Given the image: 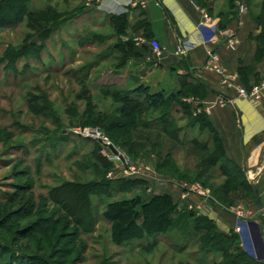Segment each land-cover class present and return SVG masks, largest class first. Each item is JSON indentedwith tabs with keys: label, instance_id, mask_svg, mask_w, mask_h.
<instances>
[{
	"label": "rangeland",
	"instance_id": "obj_1",
	"mask_svg": "<svg viewBox=\"0 0 264 264\" xmlns=\"http://www.w3.org/2000/svg\"><path fill=\"white\" fill-rule=\"evenodd\" d=\"M215 1L218 9L226 5L228 0ZM94 2L96 0H30V8L46 9L36 11L26 22L0 29V57H3L6 49L19 46L23 42L27 32L34 36L38 30L34 29L37 21H40V25L50 24L56 11L68 13L67 21L54 30L39 58L22 59L18 61L15 70H8L5 63H0V227L8 224L0 228V264H5L11 257L10 253H6L10 250L6 243L18 248L28 247V239L20 241L24 236L23 233L17 232L20 227L40 215L56 219L60 217L56 214L60 208L58 205L49 202L43 207L39 203L42 208L40 206L41 210L36 211L35 216L20 221L13 220L10 224L4 217L10 215L15 206L3 198L17 197L23 194L22 190L32 187L33 190L24 196H35L41 201L50 187L64 179L97 178L92 170H86L87 164L91 162L87 156L91 144L85 143L84 139L87 137L84 134L86 129L99 131L113 143L101 127L82 125L77 116L71 118L66 113L65 108L70 104L77 105L81 114L85 110L84 100L77 98L81 83L85 84L92 96L93 105L110 115L118 116L120 114L116 113L115 109L121 102L103 94L104 89L128 90L144 83L150 85L152 90L163 89L171 94L180 86L182 79L187 78L180 80L174 73L166 75L158 71L153 80L154 74L148 73L146 67H140L136 58L130 59L124 66H119L120 54L115 46L118 36L114 35V23L107 14L98 10H85L92 7ZM81 36L90 37L91 41L82 45ZM125 36L122 35L121 39L132 38ZM85 74V82H81L79 77ZM38 98V109L42 103L46 109L32 112L29 101ZM190 98L191 96L187 95L182 100L190 103L191 112L196 115L202 110L197 101ZM172 114L176 119L175 126L180 140H174L163 130L158 119L159 111L150 110L141 118H137V126L131 134L119 135L121 140L129 139L124 144L115 145L125 157V163L103 145L104 153L113 162V167L99 177H106L107 181H111L110 185L117 187L115 181L120 178L145 180L149 187L148 193L154 194L166 192L167 183L179 186L180 174H187L193 179L201 173V178L208 180L210 185L206 186L199 180L198 182L203 186L205 195H209L211 202V198L216 196L212 194L211 187L214 188L225 179L206 161L213 147L212 135L208 129L201 130L191 126L190 119L183 114L179 106L175 105ZM62 137L65 139H61ZM193 138H197L199 145L191 141ZM170 152L175 156L173 163L178 170L172 169V165L159 170V163H163ZM213 174L216 177L212 180L209 176ZM122 196L124 195H116L112 199ZM222 197L226 201H233V205L229 206L248 205L249 202L253 204L251 194L243 189ZM93 200L94 211L102 212L107 200L99 202L97 195L93 196ZM191 208L197 210L195 207ZM62 215L65 216L63 211ZM72 229L60 225L49 252L54 247L57 251L65 247L72 248L69 236ZM235 232L237 233V230ZM109 235V226L102 219L93 232L83 234L81 239L87 241L88 249L82 264H178L186 261L198 263L197 257L192 255L197 249L193 240L177 231L168 234L174 248L161 236L157 246L151 250L144 249L140 243H133H148L151 237L132 240L130 245L119 247L112 244ZM16 240L19 241L15 242ZM186 242L189 247L182 253L179 252L176 246ZM79 255V250H75L71 256H63L60 253L55 259H62L63 264H69ZM12 257L16 258V255L13 254ZM18 260L20 264L25 262L24 259Z\"/></svg>",
	"mask_w": 264,
	"mask_h": 264
},
{
	"label": "trees",
	"instance_id": "obj_2",
	"mask_svg": "<svg viewBox=\"0 0 264 264\" xmlns=\"http://www.w3.org/2000/svg\"><path fill=\"white\" fill-rule=\"evenodd\" d=\"M237 1L228 0L226 4L227 10L220 9L218 11V16L221 18V26L225 27L232 19L237 17L239 10ZM241 1L248 6L251 16L261 29L257 35L258 53L259 56L264 55V0ZM29 3L30 0H0V29L26 22L36 11L46 9L30 8ZM198 3L207 7L211 13H214V6L211 0H198ZM67 18V12L56 11L50 24L40 25V21H37L34 29L38 30H36L37 32L34 33V36L27 32L19 46H10L6 49L3 57H0V63H5V67L8 70H15L18 61L30 57L39 58L47 40L61 23L67 21ZM109 18L114 23V35L118 36V43L115 44L120 54L118 56V65L124 66L130 59L141 57L145 47L137 44L133 38L121 39L122 35H127L129 25L126 13H112L109 14ZM89 41H91L90 37H80L82 45ZM85 78L86 74L80 76L79 80L85 82ZM208 91L209 88L205 83L188 78L182 79L180 86L171 94H168L163 89L152 90L150 85L144 83H139L128 90L104 89L103 94L121 102V105H118L115 109V112L120 114L117 116L110 115L108 112H104L98 109L96 105H93L92 96L85 84L81 83V90L77 94V98L84 100L85 110L81 114L77 105L70 104L65 108V111L71 118L77 116L82 125L101 127L114 145H120L128 142L129 139L121 140L119 135L123 134L126 136L131 134L133 128L137 126V118H141L143 114H147L150 110L159 111L158 119L163 126V130L174 140H180L176 129L177 126H175L176 119L172 116V111L177 105L182 109L183 114L190 119L191 126L201 130L208 129L212 135L213 147L206 161L215 169V172H218L225 179L214 188L211 185L212 194L216 195L214 199L213 197L211 198V202L226 206L233 205V201H226L222 196L237 193L240 189H243L246 192L249 191L253 202L256 204L252 185L245 178L243 169L225 155L222 140L209 116L203 110L193 115L190 103L187 100H182L187 95L202 100L207 96ZM39 103V98L29 101L32 112L46 109L44 103L40 104L41 110L38 109ZM199 104L201 105V103ZM45 105L47 106L46 103ZM61 139L64 140L65 138L62 137ZM84 139L85 143L91 144L90 152L87 154L91 162L87 164L86 170H92L97 178L89 180L78 178L64 179L50 187L48 193L41 198V201L37 200L35 196H30L29 198L24 196L33 190L32 187L29 190H22L23 194L17 195V197L3 198L4 201L7 200L15 206L10 211V215L4 217V220L11 222L10 224H12L13 220L20 221L35 216L36 211L41 210L39 203L43 207L49 202L60 207L56 211L57 216H60L57 217L58 219L40 215L37 219L18 229L17 232L24 235L20 241L23 242L28 239L29 243L27 244L29 245H27L28 247L18 248L6 243L8 249H10L6 253H10L11 257L10 261L8 260L5 264H20L19 258L20 260H25L22 264H63L62 262L64 261L55 259L56 256L60 253L63 256H71L75 250H79L80 255L74 262L69 264H82L85 261L88 243L81 238L83 234L93 232L100 219L109 226L110 241L115 246L123 247L130 245L132 240H142L146 237H151L152 239L148 243L133 242L140 243L144 249L151 250L159 243L158 238L164 236L169 246L174 248L168 239V234L177 231L180 235L190 237L193 240L197 249L192 255L197 257V264H264V261L250 255L242 247L240 237L234 230L229 233L220 232L212 218L199 213L191 207L181 206L178 202H175L170 193L149 194L147 181L120 178L115 181L118 187L110 185L111 183L109 182L111 181H107L106 177H99L102 174H106L107 170L113 167V162L104 153V146L97 138L85 137ZM191 141L199 145L197 138H193ZM173 157L175 156L172 152L168 153L164 162L159 163V170L172 165L171 168L177 171V166L173 163ZM209 177L213 180L216 175L213 174ZM180 180H199L206 186L210 185L208 180L201 178V173H198L193 179L187 174H180ZM121 194L124 196L112 199L114 196ZM125 194L129 195L125 196ZM94 195H97L99 202L107 200L104 209L100 213L94 211ZM18 203L20 205H17ZM62 211L65 213L64 217ZM60 225L65 228H73L72 234L69 235L71 236L70 244L73 247H65L61 251H57V248L54 247L49 252L48 249L52 246L53 239L56 237ZM6 226L8 224L0 228ZM17 241L19 240L15 242ZM188 242L181 244L179 247L176 246V249L182 253L189 247ZM12 253L16 255V258L12 257ZM178 264L194 263L186 261L178 262Z\"/></svg>",
	"mask_w": 264,
	"mask_h": 264
},
{
	"label": "crops",
	"instance_id": "obj_3",
	"mask_svg": "<svg viewBox=\"0 0 264 264\" xmlns=\"http://www.w3.org/2000/svg\"><path fill=\"white\" fill-rule=\"evenodd\" d=\"M211 1L214 13L198 0H96L85 10H98L108 16L126 13L129 25L125 37L129 35L145 47L136 60L154 74L153 80L161 71L208 86L204 99H190L197 101L216 127L225 155L243 169L252 187L257 184L263 209L254 202L229 207L213 204L209 195L194 189L196 184L202 186L198 181L181 180L179 186L167 183L165 189L181 206L195 207L212 218L220 232L240 227L237 233L242 247L264 261V88L258 101L239 93L240 86L250 89L264 81V55L259 56L257 41L261 29L249 8L238 10L236 18L221 26L218 11L227 10V5L217 9L216 1ZM227 30L234 36V47L227 42ZM153 40L165 50L156 53ZM209 50L218 55L221 71L210 66Z\"/></svg>",
	"mask_w": 264,
	"mask_h": 264
},
{
	"label": "built area",
	"instance_id": "obj_4",
	"mask_svg": "<svg viewBox=\"0 0 264 264\" xmlns=\"http://www.w3.org/2000/svg\"><path fill=\"white\" fill-rule=\"evenodd\" d=\"M237 6L240 10V12H244L248 9V6L241 0L237 1ZM227 35L230 36V38L228 39V43L230 44L231 47H234V36L233 34L230 33V30L226 31ZM152 47L154 49V51L156 53H161L163 50H165V47L163 45H161L158 41L153 40L152 41ZM178 51H181V49H178ZM208 61L211 67H213L214 69L221 71V67L220 64L218 63V55L216 54L215 51L209 50L208 51ZM264 88V81L256 84L254 86H252V88L248 89L245 86H240L239 87V93L242 97L249 99V100H254V101H258L261 96H262V90ZM87 137H104L101 135V133L95 129H86L85 133H84ZM105 139L108 140V138L104 137ZM109 141V140H108ZM194 189H196V191L205 194V191H203V187L199 186L198 184L194 185ZM237 230H240V227H237Z\"/></svg>",
	"mask_w": 264,
	"mask_h": 264
},
{
	"label": "water",
	"instance_id": "obj_5",
	"mask_svg": "<svg viewBox=\"0 0 264 264\" xmlns=\"http://www.w3.org/2000/svg\"><path fill=\"white\" fill-rule=\"evenodd\" d=\"M97 140L104 146L108 147L114 154L118 155L119 158L125 163V157L119 152V150L117 149V147L110 141H108L107 139H105L104 137H97ZM253 191L255 194V200H256V204L258 206V208L260 210L263 209V202L259 193V188L257 186V184H253Z\"/></svg>",
	"mask_w": 264,
	"mask_h": 264
}]
</instances>
